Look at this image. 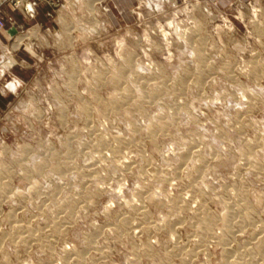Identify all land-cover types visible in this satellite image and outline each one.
Returning a JSON list of instances; mask_svg holds the SVG:
<instances>
[{
    "label": "rangeland",
    "instance_id": "374dc122",
    "mask_svg": "<svg viewBox=\"0 0 264 264\" xmlns=\"http://www.w3.org/2000/svg\"><path fill=\"white\" fill-rule=\"evenodd\" d=\"M100 3L14 53L0 264H264V0Z\"/></svg>",
    "mask_w": 264,
    "mask_h": 264
},
{
    "label": "crops",
    "instance_id": "0c3cea01",
    "mask_svg": "<svg viewBox=\"0 0 264 264\" xmlns=\"http://www.w3.org/2000/svg\"><path fill=\"white\" fill-rule=\"evenodd\" d=\"M16 1L0 0V16L4 21V27L0 29V98L4 96L5 81H8L7 88L10 89V80L14 78L20 80L15 77L19 66L17 58L19 56L14 53L20 48L22 41L30 38L31 31H35L38 25L53 27L58 20H61L62 11L65 9H82L81 0H19L21 1L19 5L16 4ZM97 1L100 3V0ZM103 1V6L109 12V16L114 19L116 18L114 11H126L134 5V0ZM27 9L30 10V13ZM56 10H59L58 19L55 18L56 12L54 11Z\"/></svg>",
    "mask_w": 264,
    "mask_h": 264
},
{
    "label": "built area",
    "instance_id": "2783aa9c",
    "mask_svg": "<svg viewBox=\"0 0 264 264\" xmlns=\"http://www.w3.org/2000/svg\"><path fill=\"white\" fill-rule=\"evenodd\" d=\"M21 3V1L17 0L16 4L19 5ZM4 27V21L2 19V17L0 16V29Z\"/></svg>",
    "mask_w": 264,
    "mask_h": 264
}]
</instances>
